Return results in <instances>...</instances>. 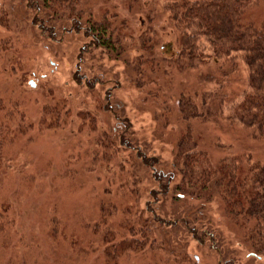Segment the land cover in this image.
<instances>
[{"label":"rangeland","instance_id":"374dc122","mask_svg":"<svg viewBox=\"0 0 264 264\" xmlns=\"http://www.w3.org/2000/svg\"><path fill=\"white\" fill-rule=\"evenodd\" d=\"M64 3L79 13L78 36L72 31L76 13L68 18L61 16L63 8L51 10ZM161 5L157 0H0V210L6 209L13 223L0 231V264H264V255L248 258L232 245L237 240L223 218L218 232L224 240L210 231L197 201L181 199L177 189L182 179L171 155L183 132L178 89L186 80L193 85L190 75L205 67L177 70L170 82L145 63L147 46L156 59L177 51L176 43L169 45L173 36L159 15ZM149 6L153 20L143 11ZM260 8L264 16V1ZM90 26L100 46L85 37ZM155 34L161 35L157 46ZM240 65L246 80L247 68ZM241 76L226 81V87L237 90ZM156 82L163 86L161 111L158 98L145 100L157 95ZM164 107L168 124L160 130ZM223 133L219 127L212 132L220 144L238 142L243 134ZM127 186L138 187L139 197L125 196ZM103 202L114 208L95 229ZM198 204L207 206L204 216L221 217L217 200ZM131 206L128 218L138 232L133 242L122 224ZM195 229L207 233L203 243Z\"/></svg>","mask_w":264,"mask_h":264},{"label":"trees","instance_id":"16d2710c","mask_svg":"<svg viewBox=\"0 0 264 264\" xmlns=\"http://www.w3.org/2000/svg\"><path fill=\"white\" fill-rule=\"evenodd\" d=\"M263 1L157 0L162 4L159 15L165 17L173 36L169 45L172 47L176 43L177 51H173L171 57L164 52L157 54V59L150 57L149 46L144 51L147 54L145 63L152 66L153 72L168 75L170 82L177 79V70L194 72L205 67L204 72L190 75L193 85L187 86L186 80L178 89L177 111L183 132L171 155L173 168L182 179L177 189L185 197L181 199L197 201L202 221L222 241L223 232L218 231L224 227L219 223L222 218L227 221V228L237 240L232 245L245 250L248 258L264 255V156H258L264 150V16L260 8ZM150 7L142 10L150 12L147 18L153 14L148 19L153 20L154 9ZM99 33L106 38L107 32ZM157 34L154 46L161 41V35L157 37ZM241 62L247 68L246 80L240 74ZM234 76H241L242 84L237 90L226 87V81ZM156 83L157 95L145 97V100L158 98L161 111L165 102L160 98L163 86ZM212 84L216 86L215 91L209 90ZM163 110L160 130L168 124L165 122L167 110L165 107ZM218 127L225 137L232 131L243 134L239 135L238 142L220 144L219 138L212 134ZM253 148L258 150L256 157ZM216 152L218 155H214ZM247 153L251 154L247 156ZM123 191L128 198L139 197L138 187L127 186ZM216 200L222 209L218 221L213 216H204L207 206L198 204ZM133 207L126 208L122 223L132 239L138 237L136 226L128 218ZM101 208L95 229L99 222L107 219L109 208L114 207L103 202ZM6 212V209L0 210L1 232L13 224ZM192 215L187 212L191 219ZM192 233L198 241L206 240L207 233L203 230L195 229Z\"/></svg>","mask_w":264,"mask_h":264},{"label":"flooded vegetation","instance_id":"af4514ba","mask_svg":"<svg viewBox=\"0 0 264 264\" xmlns=\"http://www.w3.org/2000/svg\"><path fill=\"white\" fill-rule=\"evenodd\" d=\"M28 2H29V0H28ZM63 8V10H62V14H61V16H66V17H68V18H71L69 15L70 14H72L73 12L74 13H76L75 14V19H74V22H75V26H76V28H75V26L73 25V32H74V34L75 35H79V33L81 32V29L79 30L78 28L80 27L79 25H80V23H79V13H78V11H76V9L75 8H73L71 5H69L68 3H66V5H65V3L63 4V6H61V8H56L55 6L54 7H52L51 8V10H52V12L53 13H57V11L58 10H60L61 11V9ZM65 13V14H64ZM56 14H53L52 16L54 17ZM67 18V19H68ZM77 18V19H76ZM30 20V19H29ZM78 22V23H77ZM67 28V27H66ZM90 28H91V31H89V30H86V36L85 37H87L88 39H90V40H92L93 39V41H95L96 43H98V45L100 46L101 45V39H100V36H98L97 34H96V32L94 31V29L90 26ZM47 32H49L48 30L46 31H44L43 32V35H45V34H48ZM69 32L66 30L65 31V34H68ZM52 35V34H51ZM53 35H55V33L53 34ZM48 39L49 40H53V37L51 36V37H48ZM64 42V41H63ZM63 42H61V43H59V44H63ZM94 45H96V44H94ZM45 46V45H44ZM46 50H48V52L51 54L52 52L50 51V47L48 46V45H46V48H45ZM81 53H83V52H80L79 51V54H78V56H77V59H78V66H79V63H80V59H81ZM82 56H83V54H82ZM213 238V237H212ZM206 239H207V237H206Z\"/></svg>","mask_w":264,"mask_h":264},{"label":"water","instance_id":"95a60500","mask_svg":"<svg viewBox=\"0 0 264 264\" xmlns=\"http://www.w3.org/2000/svg\"><path fill=\"white\" fill-rule=\"evenodd\" d=\"M32 86H35V84L33 82H31Z\"/></svg>","mask_w":264,"mask_h":264}]
</instances>
